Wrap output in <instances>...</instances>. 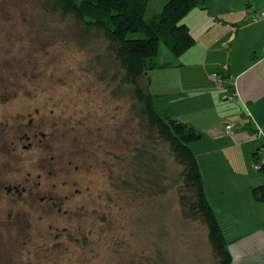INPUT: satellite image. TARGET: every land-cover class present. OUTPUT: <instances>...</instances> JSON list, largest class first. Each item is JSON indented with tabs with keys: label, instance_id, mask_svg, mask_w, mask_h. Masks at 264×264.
<instances>
[{
	"label": "rangeland",
	"instance_id": "1",
	"mask_svg": "<svg viewBox=\"0 0 264 264\" xmlns=\"http://www.w3.org/2000/svg\"><path fill=\"white\" fill-rule=\"evenodd\" d=\"M107 46L42 0H0V264H214L204 221L181 209L182 167ZM26 177L27 195L6 194Z\"/></svg>",
	"mask_w": 264,
	"mask_h": 264
},
{
	"label": "crops",
	"instance_id": "2",
	"mask_svg": "<svg viewBox=\"0 0 264 264\" xmlns=\"http://www.w3.org/2000/svg\"><path fill=\"white\" fill-rule=\"evenodd\" d=\"M184 23L195 44L157 61L151 91L171 98L177 118L203 133L192 148L227 234L231 264H264V201L253 193L264 185L253 157L264 143V0H206Z\"/></svg>",
	"mask_w": 264,
	"mask_h": 264
},
{
	"label": "trees",
	"instance_id": "3",
	"mask_svg": "<svg viewBox=\"0 0 264 264\" xmlns=\"http://www.w3.org/2000/svg\"><path fill=\"white\" fill-rule=\"evenodd\" d=\"M151 0H42L43 9L61 17H70L85 33L101 32L107 51L122 71L121 80L131 88L134 109L142 127L155 134L170 156L181 167L183 181L179 200L187 218H201L208 228V241L214 264H231L229 241L217 212L210 203L197 154L192 148L203 133L177 118L169 108L171 98L151 91V71L158 67L162 43L174 56L183 55L195 44L184 18L196 8H205L206 0H165L161 11L149 19ZM164 101V102H162ZM262 153V154H261ZM257 170L264 171V143L254 155ZM264 201V185L253 188Z\"/></svg>",
	"mask_w": 264,
	"mask_h": 264
},
{
	"label": "flooded vegetation",
	"instance_id": "4",
	"mask_svg": "<svg viewBox=\"0 0 264 264\" xmlns=\"http://www.w3.org/2000/svg\"><path fill=\"white\" fill-rule=\"evenodd\" d=\"M33 123H34V119L32 118V115L29 114L27 124L30 127L33 125ZM20 138H22V140H26V142H28L27 144L23 145L25 151H27V149H33L35 147V132H34V135H30V134L25 133L23 135V137H20ZM17 139L14 140L15 143H16ZM21 180H23V181L15 182L16 180H12V182H9L7 185H5L3 188H5V190L7 192L6 194L13 196L19 200L22 199L24 197V195H27L28 186L26 185V181H28L29 179L26 177V178H23ZM9 215H12V214L9 213Z\"/></svg>",
	"mask_w": 264,
	"mask_h": 264
},
{
	"label": "built area",
	"instance_id": "5",
	"mask_svg": "<svg viewBox=\"0 0 264 264\" xmlns=\"http://www.w3.org/2000/svg\"><path fill=\"white\" fill-rule=\"evenodd\" d=\"M222 80L221 79H219V82H221ZM226 97H229V98H231L230 96H228V95H224V98H226ZM226 128H227V130H231L232 129V125L231 124H228L227 126H226ZM261 162L262 163H264V159H262L261 160ZM261 163H255L254 164V168L257 170L258 168H260L261 167V165H260Z\"/></svg>",
	"mask_w": 264,
	"mask_h": 264
}]
</instances>
